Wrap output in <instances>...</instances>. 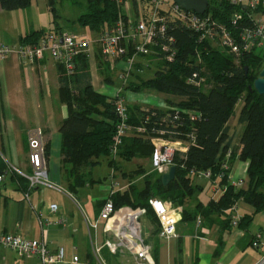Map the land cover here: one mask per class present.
Masks as SVG:
<instances>
[{"label":"trees","instance_id":"16d2710c","mask_svg":"<svg viewBox=\"0 0 264 264\" xmlns=\"http://www.w3.org/2000/svg\"><path fill=\"white\" fill-rule=\"evenodd\" d=\"M33 0H0V10L11 12L30 6ZM87 12L77 19V24L91 32H101L111 26L121 15L123 0L118 4L112 0H85ZM132 1L136 10V0ZM56 0H47V6L55 16ZM239 9L227 3L211 4L208 13L212 18L232 31V17ZM247 21L244 19L234 29H241ZM55 29V28H54ZM53 29V30H54ZM58 29V28H56ZM168 31L176 40L177 55L170 64L159 68L153 78L129 83L127 89L133 93L143 91L156 92L168 97L178 98L176 103L166 100L169 111L180 110L200 113V118L192 122L189 119L174 121L170 112L157 108L142 109L137 105H127L128 123L132 126L142 122L155 129L174 130L177 139H185L186 134L194 135V144L189 145L184 159L179 155L173 158L176 167L174 180L163 186L161 175L139 166L127 173L121 172L116 160L109 158L110 145L114 136L115 120L111 99L93 90L87 70L88 60L80 57L76 61V71L70 78L60 74V97L68 110V117L59 127L62 135L61 157L62 172L67 191L73 197L79 189L92 186L100 181L91 178V169L105 159L114 171L120 172L128 185L114 192L109 198L114 207L143 208L147 215L155 217L150 208V199L168 201L171 204L183 203L194 192L193 177L190 171L210 170L214 181L221 173L220 164L225 152L230 148L228 122L238 103H242L239 123L244 126L239 138L238 159L248 161L247 188L235 189L228 183V172L218 186L226 190L216 200H211L203 207L198 205L197 214L222 213L234 204L242 201L256 212L264 210V95H258L252 88L253 81L264 67V49L252 50L244 54L238 63L222 49L211 47L207 42L199 44L195 36L179 24H169ZM45 31H32L20 38V45L36 44ZM201 59L206 72V81L211 85L207 91H201L186 85V79L199 69L197 58ZM245 69L247 71L245 72ZM107 82L110 83L108 79ZM149 117V118H147ZM152 117V118H150ZM167 117V121L162 119ZM146 119V120H145ZM153 148L148 141L136 137L123 140L117 159L131 162L136 158H151ZM47 155V145H46ZM236 158L232 149L229 160ZM6 165L0 160V174ZM142 176V177H141ZM12 178L23 189H28V182L16 174ZM142 178L143 185L138 187L135 179ZM106 199L100 202L98 213ZM183 213H186L185 211ZM185 215V214H184ZM185 217V216H184ZM193 220L195 216L191 217Z\"/></svg>","mask_w":264,"mask_h":264},{"label":"crops","instance_id":"0c3cea01","mask_svg":"<svg viewBox=\"0 0 264 264\" xmlns=\"http://www.w3.org/2000/svg\"><path fill=\"white\" fill-rule=\"evenodd\" d=\"M43 1L48 8L47 0ZM126 8L132 10L130 1H126L122 7L123 10ZM42 11L43 7L39 6L38 0H33L29 7L22 10H0V43L6 42L17 48L21 37L32 31H40V23L35 17L40 16ZM54 17H57L56 14ZM52 23L55 24V20ZM83 31L87 32L82 35L93 42V56L88 60L87 70L93 90L99 93L109 83L108 79L110 84L114 77L117 80V69H112L100 56L98 36H93V32L88 29ZM149 61L152 63L153 58ZM118 67L123 68L124 63H119ZM146 70L148 69L143 72ZM143 72L129 76L127 87L129 83L137 84L144 80L141 79ZM166 100L165 107L157 109L167 110L169 104ZM242 106L241 102L236 105L239 107L238 112L236 114L234 109L227 124L230 145L236 153L227 179L229 184L241 182V188L246 189L248 161L238 159L241 149L239 138L244 128L238 121ZM67 117V106L60 97V70L49 56L34 65H28L20 60L14 50L0 60V160L30 175L28 133L41 129L47 145V176L55 187L25 190L12 178L15 173L7 174L0 183V234L18 235L28 240H41L45 237L51 254H55L60 248L64 250V260L57 264H96L91 253L92 247L101 246L105 235L101 224L97 229H89L84 217L90 222L98 219L100 202L109 197L111 187L104 198L87 202L85 206L76 200L84 188L79 189L75 197L67 191L62 172V135L59 132L60 125ZM111 174L117 181L121 178L120 175L119 179L116 177L114 169ZM120 182L123 186L127 185L126 180ZM89 187L91 186L85 188ZM193 187L195 190L192 196L184 203L166 202L173 210L181 211L180 220L176 224V238H161L155 217L146 214L141 219L142 237L150 247L155 263L257 264L264 250V210L256 212L250 205L237 202L236 214L240 220L238 226L233 227L230 224L232 213L228 210L196 215L198 205L205 207L220 195L215 194L212 183L203 178H194ZM60 194L66 198V204L60 202ZM52 204L57 205L54 213L49 209ZM192 216H195L194 220ZM40 219L47 224H41ZM60 219L66 221L65 226L58 224ZM254 241L258 242V247L252 246ZM73 257H77V262H73ZM101 259L105 264H134L133 257L125 252L111 255L103 249ZM0 264L40 263L35 257L19 258L13 251L0 247Z\"/></svg>","mask_w":264,"mask_h":264},{"label":"built area","instance_id":"2783aa9c","mask_svg":"<svg viewBox=\"0 0 264 264\" xmlns=\"http://www.w3.org/2000/svg\"><path fill=\"white\" fill-rule=\"evenodd\" d=\"M112 1L120 4L123 0ZM207 3L206 11L203 14H197L194 11L182 10L172 0H139L136 2V8L138 5H142L144 7L143 12H140L137 8L136 15L130 12L121 14L111 26L103 29L98 34L97 43L100 56L103 61L109 63L112 69H117V80L121 84L116 96L111 99L115 120L111 122L114 126V136L109 150L110 159H117L125 138H141L148 141L153 148L150 158L151 171L163 175L170 166H173L174 156L179 155L181 159H184L189 145L194 144L193 134H186L185 139H177L178 132L169 129H155L151 125L148 127L145 121L140 125H130L127 113L128 104L125 98L121 96V93L126 90L127 78L140 75L144 69H149L151 58L158 65L157 70L159 68L163 69L166 64H170L175 60L177 55L176 40L169 34V24L183 26L195 36L199 44L207 42L213 48L224 50L234 58L236 63L244 54L252 50L264 49V0H207ZM214 3H227L239 9L232 17V31L216 22L208 13L210 5ZM130 4L132 6V2ZM244 19L247 24L241 29H234ZM92 45V40L85 35L63 29H54L42 34L37 43L33 45H19L17 48H11L9 45L0 43V60L5 59L14 50L20 60L28 65H34L49 56L58 66L60 74L70 78L76 71L78 58L85 57L89 60L93 56ZM119 63H124V67L119 68ZM197 65L199 69L186 79V85L205 92L210 89L211 85L206 81V72L199 57L197 58ZM167 110L164 111L167 112ZM169 112L172 119L178 122L184 119L195 122L200 118V113L196 112L183 111L182 114L177 109ZM162 121L166 122L167 117ZM27 141L31 174L26 175L5 162L6 170L0 174V183L5 180L7 174L15 173L27 180L29 191L36 187L55 188L49 182L47 176L46 144L41 129L28 133ZM231 153L232 146L230 145V148L224 154L223 162L220 164L221 173L214 181L211 180L210 170L199 172L192 170L190 175L193 178H203L210 181L214 193L223 194L226 186L220 188L218 182L224 178L230 168ZM111 178L109 196L128 185L127 183L126 186H123L122 182L117 181L114 176H111ZM229 185L238 189L241 188L242 183ZM149 205L159 224L158 235L164 239L176 238V224L180 220L181 211L173 210L170 204L159 199H150ZM49 209L50 212L54 213L57 211V205L52 204ZM228 211L232 213L230 216L231 226L237 227L240 220L236 214L237 203ZM145 215L146 210L143 208L133 209L124 206L116 209L108 197L102 205L98 219L95 222H90L84 217L89 229H97L98 225L101 224L105 235L101 246L92 247L91 253L96 264H105L101 259L103 249L111 255L122 252L128 253L133 257L134 264H156L150 247L145 244L142 237L141 219ZM40 223L47 224L41 219ZM58 224L65 226L66 221L60 219ZM257 238H259V235ZM252 246L258 247V242L254 241ZM0 247L13 251L19 258L35 257L40 264H57L64 260V250L60 248L55 254H51L45 237L41 240H28L18 235L0 234ZM73 262H77V257H73ZM257 264H264V250Z\"/></svg>","mask_w":264,"mask_h":264},{"label":"rangeland","instance_id":"374dc122","mask_svg":"<svg viewBox=\"0 0 264 264\" xmlns=\"http://www.w3.org/2000/svg\"><path fill=\"white\" fill-rule=\"evenodd\" d=\"M137 1L139 0H136V2ZM38 4L40 7H43V11L41 12L40 16L35 17L40 23L39 27H41V30L47 32L53 30L55 26H58L60 29L67 30L73 33L82 34L84 32H87V31H83L84 29H82L81 27H79L78 24L75 23V21L79 16L87 12V3L85 0H56L54 5L55 14L57 16L56 18L54 17V14L50 11V9L46 7V4L44 3L43 0H38ZM35 5L36 3L34 4V6ZM137 8L140 12H143L144 7L142 5L141 6L138 5ZM123 12L125 13L130 12L136 15L137 9L135 10L132 5V10L131 8L130 9L126 8V10H123L121 8V14ZM53 20H55V24L52 23ZM98 34L99 32H93V36L95 37H97ZM5 44L7 43L5 42ZM9 46L11 48L13 47L11 45ZM157 68L158 65L152 62L150 68L143 72L141 79L144 80L151 79L154 76V73L157 71ZM119 87H120V83L114 77L113 83L105 84V89L100 90L99 93L105 95L109 99H113L116 96ZM121 96L125 98L127 104H129L130 106L133 104L135 105L137 104V106L141 108L165 107V99L170 100L174 103L175 102L177 103L179 101L178 98L168 97L164 94H158L156 92L143 91L141 93H133L128 89L124 90L121 93ZM238 108L239 107L235 108L236 114L238 112ZM116 162L118 163V165H120V168L122 170L121 172L124 171L129 173V171L137 169L139 166L146 168L145 170L146 172L151 170V162L149 157L136 158L133 159L131 162H123L120 159H116ZM111 170H112L111 167H109L105 159H102L99 164L93 167L91 169V178L95 181L99 180L100 183H96L89 188H84V190L80 192V196L78 197V199H76L77 202L85 206V203L87 202L92 203L95 199L104 198L111 187V182H112ZM115 173L118 174V175L116 174V177L119 179L120 172H117L115 170ZM119 180L123 181L122 178H120ZM135 182L138 187H141L143 185L142 178L135 179ZM188 199H190V197L184 199L183 203ZM60 202H65V204L67 203L66 198H64L62 194H60Z\"/></svg>","mask_w":264,"mask_h":264},{"label":"water","instance_id":"95a60500","mask_svg":"<svg viewBox=\"0 0 264 264\" xmlns=\"http://www.w3.org/2000/svg\"><path fill=\"white\" fill-rule=\"evenodd\" d=\"M184 11H194L197 14H203L208 6L207 0H172ZM247 69H245V72ZM252 88L258 95H264V67L260 70L258 77L253 81ZM113 114V111L111 112ZM176 167L170 166L168 171L161 175L163 186H167L175 178Z\"/></svg>","mask_w":264,"mask_h":264}]
</instances>
